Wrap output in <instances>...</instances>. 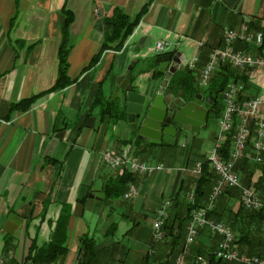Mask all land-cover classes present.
<instances>
[{"label": "crops", "instance_id": "0c3cea01", "mask_svg": "<svg viewBox=\"0 0 264 264\" xmlns=\"http://www.w3.org/2000/svg\"><path fill=\"white\" fill-rule=\"evenodd\" d=\"M147 1L0 0V228L8 215L14 213L21 218L14 232L23 225L25 238L36 236L41 244L50 238L58 215L66 211L67 240L75 232L78 240L82 235L94 238L95 229L90 235L88 226L92 223L104 226L115 207L124 204L115 199L105 203L104 196L91 191L94 185L104 193V183L116 174L103 167L101 153L104 149L124 153L130 144L127 139L136 135L126 117L114 119L112 113L102 112L104 105L94 106L98 90L104 103L112 101L116 77L125 75L132 64L129 81L132 87L138 92L157 91L162 75L156 76L158 65L150 58L155 55L157 41L173 43L175 53L186 61V53L193 51L200 74L210 50L221 44L225 27L238 30L242 23L254 20L259 24L264 19V0H151L133 35L121 49L113 48L114 42L104 38L99 13L108 17L113 7H118L132 17ZM64 6L72 13L67 74L74 81L39 96L27 109H14L12 105L16 102L46 91L55 82ZM249 27L258 29L250 23ZM141 37L145 40L140 44ZM104 43L107 47L98 61L86 68ZM197 88L194 82L195 93L199 92ZM253 89L250 85L246 87L249 92ZM120 98L118 90L114 100L117 109ZM134 144L137 146H131V150L140 156L136 154L142 147L138 139ZM142 144L149 151L161 153L155 163H164L165 169L160 175L157 172L163 170L157 171L155 178L161 175L171 178L169 198L180 187L181 175L190 190L195 175L191 171L182 174L173 165V146L145 141ZM192 162L185 160L189 166H194ZM257 175L256 171L254 178ZM135 177L140 190L149 181ZM160 198L158 204L150 206L153 213L167 197L162 194ZM79 224L82 226L77 228ZM27 245L22 246V258H17L15 252V262L24 261ZM78 246L79 243L76 253Z\"/></svg>", "mask_w": 264, "mask_h": 264}, {"label": "trees", "instance_id": "16d2710c", "mask_svg": "<svg viewBox=\"0 0 264 264\" xmlns=\"http://www.w3.org/2000/svg\"><path fill=\"white\" fill-rule=\"evenodd\" d=\"M18 0H16L17 2ZM151 0L141 8V10L134 16H129L125 14L118 7H113L112 14L105 17V22L113 28L112 35L106 40L114 42L113 48L116 50L121 49L126 39L133 32L134 28L138 25L140 18L147 9V6ZM64 14V20L61 25V40L58 49V69L57 76L54 84L46 91L32 95L29 98L22 99L12 105L14 109L24 110L29 108L34 101L41 95L48 92L59 90L67 85L71 84L74 80L70 79L67 74L68 68V29L72 21V13L65 8H62ZM14 17L11 18L13 20ZM249 23L256 28H261L264 31V27L260 26L256 21L250 20ZM105 41V42H106ZM109 46V45H108ZM106 43L102 46L101 50L95 54L86 68L93 66L99 59L102 51L106 48ZM154 60V56L150 57ZM191 70L187 72H176L173 74L168 82L167 90L176 95H182L184 97L190 98L194 92V78L191 76ZM156 76H161V74L156 71ZM235 75V71L229 69L227 66L219 68L213 73L210 82V93L217 96L226 84L230 81V78ZM236 78L237 75H235ZM244 80V79H243ZM103 98L100 95V89L94 100V106L99 103L104 105L102 112L112 113L114 119L120 117L124 118L126 116L125 109L123 108L118 113L115 110L114 100H108V103H104ZM111 115V114H110ZM253 139V134L250 135L248 144ZM140 141V140H139ZM139 144V143H138ZM228 140L226 141V146L224 150H227ZM243 160L236 166V170L243 175L244 182L247 184L251 181L252 176L257 171L258 175L254 182V186L259 194V196L264 200V155L261 163L255 164L253 168L248 167V158L243 157ZM135 175L128 171H124L120 174L115 175L113 178H109L104 186L105 196L102 198L105 203L110 199H116L121 196L129 183L135 182ZM216 181V174L212 171L209 166L207 159L202 161V167L200 174L195 179L194 187V204H190L187 199H184L179 203V194L181 193V187L175 192L171 197L173 202V210L168 215V218L163 224V229L165 231V237L168 239V251L163 259H157V264H173L175 258L179 253L183 251L185 244V234L186 225L190 217V212L193 208H204L208 204V196L211 191V187ZM186 198V192H185ZM232 198L234 199L232 202ZM237 203L236 208L233 204ZM183 210L179 213L178 208ZM185 209V212H184ZM46 211V207H43V212ZM207 217L218 221H223L229 224L236 233V244L240 252L246 255H257L264 258V238L261 233V221L264 220V208L258 211L246 209L240 201V193L237 189H223L221 194L216 198L213 207L207 210ZM68 213L61 212L55 222L54 228L51 231L50 238L42 242L37 243V238L34 236L28 246L27 253L25 255L24 261L22 263L15 262L13 259L9 264H53V262L59 257L66 254L68 251L67 246V226H68ZM134 226V225H133ZM117 229V223L111 222L105 231V236L113 235ZM130 227L128 231H130ZM3 240V254H7L9 250L14 247L13 234L10 235L4 232L2 229L0 231ZM106 247V246H105ZM103 247V248H105ZM103 248L97 249V245L93 237L88 235H82L79 239V246L77 252V263L76 264H88L92 257L98 254ZM191 252L186 256L187 264H197L195 260L196 254H200L206 257V264H225L226 262L220 258H216L212 253V247H207L205 244L197 242ZM148 256L146 255L145 264L148 263Z\"/></svg>", "mask_w": 264, "mask_h": 264}, {"label": "rangeland", "instance_id": "374dc122", "mask_svg": "<svg viewBox=\"0 0 264 264\" xmlns=\"http://www.w3.org/2000/svg\"><path fill=\"white\" fill-rule=\"evenodd\" d=\"M101 17H103L102 14H101V16L99 15L100 21H101ZM103 18H105V17H103ZM260 23L261 22H259V24ZM246 24L249 25V22L248 23L246 22ZM260 26H262V25L260 24ZM262 27H264V26H262ZM258 29H261V28H258ZM261 30L263 31V29H261ZM132 33L129 36L133 35ZM221 44H222V41H221ZM154 50H155V47H154ZM189 50L191 51V49H189ZM165 53H171L172 56H174L175 55V48L172 51H168ZM165 53H158L155 51V55H161V54H165ZM155 55H154V59H155ZM186 55H187V61L185 60L186 64L185 65L181 64V61L174 64V65H176L175 66L176 69L173 72H171L170 78L176 72H180V71L187 72V70H191L190 74L195 79L194 82L197 85V87H199V88L201 87L204 91L206 89H210V82L209 81H208L207 85L200 86L201 85L200 84V78H201L203 69H202L201 73L199 74V72L197 70L198 69V63L196 64L195 63L196 61H195L193 64V67L192 68L190 67V64L193 63V59L195 56L193 54V51H192V53L187 52ZM151 57H153V56H151ZM223 66H227L229 69L236 70L235 75H237L238 78H236L235 75H233L230 78L229 82L241 81V82H244L246 84L245 85L246 87L249 86L247 84V79L245 78L243 73H241L238 69H236L230 65H223ZM223 66L218 67V69L223 67ZM218 69H216L215 71H217ZM157 71H158V69H157ZM213 73L211 74V76L213 75ZM161 75H162V81H163L164 74H161ZM131 76H132V73H131ZM198 76H200V77H198ZM211 76H210V78H211ZM170 78L167 81V85H168ZM210 78H209V80H210ZM162 81H161V83H162ZM167 85L164 88V93L165 94H171L173 96H177L176 94L169 92L167 90ZM257 85L259 87L262 86L260 82H258ZM225 88H226V86L223 88V90ZM261 90H262V88H261ZM222 91L220 92V96H218L217 110L210 112V116H209V119L207 120V123H206V120L204 122V127L205 126L206 127L205 128L200 127V129L198 131L189 132L190 134L187 133L188 136L181 138L179 140L178 144L176 146H173L174 147L173 151H175L173 154V157H174L173 165L175 167L178 166V171L182 174L191 171L195 175L194 184L190 188V190L189 189L187 190V185H186V183H183V176L181 175L180 187L182 189H181V193L179 194V203L185 199V192H186V199L188 200V202L191 205L194 204V189L193 188L195 187V179L201 172L202 161L205 159L208 160V156H209L210 152L214 148V145H215L218 137L221 135L220 126L218 123V117H219L220 113L223 111L224 106H225ZM255 91H256L255 89L252 90V92H255ZM112 95H113V93H112ZM112 95H111V99L115 100L116 94H115L114 98H112ZM179 96L183 99V96H181V95H179ZM121 98H122V91H121ZM121 98H120V101H121ZM118 106H119V108L117 109L115 107V110L120 111L124 108L125 112H126L125 104H123L122 102H119ZM125 117L127 120V113H126ZM127 123H128V121H127ZM129 127H130V125H129ZM133 132H135L136 135L129 137L127 139L130 142V144L128 146H126L124 153H115V152H113L111 150H107V149H104L103 151H110L113 154L120 156V157L126 156V157H130L133 159L134 158H140L141 160L145 161L148 165H151L155 169L149 173H147V172L141 173V172L129 171L128 169H112V168H109L102 161V153H103V151H102V153H101V164L103 165V167L107 168L110 171L116 172V174H120L124 171H128V172L136 175L137 179H139V180L144 181L145 179L146 180L149 179V181L146 182V184L144 185V187L141 190H140V187L136 184V181L134 183H129L128 186L126 187L124 193L115 199L116 201L122 200V202H124V204H122L121 207H115V209L113 211L114 213L112 215V218H109L108 222L104 226H102V224H97V226H96V224H94V223H92L88 226L90 235L94 232V229H95V232L93 234H94V240H95L97 247L98 246L100 247L101 244L108 243V245H106L105 248H103L104 246L100 247L103 249L101 251H99L98 254L93 256L92 260L88 264H145L146 255L148 256V260H149L148 263L149 264H157V259L158 260L163 259L165 254L168 251V243H167L168 239L165 237V231L163 229V224H164L165 220L168 218V215L170 214L171 210H173L172 207H173L174 201L171 199L172 196L169 198V196L171 195V188H170L171 178L169 179V177H165L164 175H161V176H158L157 178H155L157 173H158V175L163 174L164 169H165L164 163H155L156 161H158L160 159L161 153H156L154 151H151V150L149 151V150L143 148L144 146L142 144V141H145L148 144H153V143H149L147 140L139 139L137 137V130H135ZM227 134H229L228 135L229 138H228V136H226V138L224 140V147L226 146V141L228 140V146H227V150H228L229 139H230L231 134L230 133H227ZM227 134H225V135H227ZM136 139H138V143H139L138 145L140 147L142 146L141 149L140 148L137 149V153H136V154H139L140 156L134 155L132 150H131V146H134V147L137 146L134 144V141ZM250 150L251 149L249 148V151ZM247 154H248V149H247L246 154L243 157H245ZM185 156L190 161H193L192 164H194V162H195L194 166H192L191 164L189 166L185 163V160H186ZM242 158L237 161L238 165L243 160ZM245 158H248V167L253 168L255 165L254 163H256V162H254V160L251 159L250 157H245ZM197 160H199V161H197ZM208 162H209V160H208ZM198 163H200V170L196 171V167H197ZM158 166H160L161 168L157 169ZM209 166L211 168L210 162H209ZM235 168H236V166H235ZM157 171H162V172H157ZM169 173H172V172H169ZM175 173L176 172L174 171L173 174L175 175ZM237 173L239 174V178H240L242 186H249V184L254 185V182H255L254 180L256 179V178H254V176L252 177L253 180L251 179V181L246 184L244 182L243 175L240 174L238 171H237ZM116 174H114V176ZM171 175H170V177H171ZM216 181H217V175H216ZM216 181L214 182V184L216 183ZM106 182L104 183V186H105ZM213 185H212V187H213ZM131 186H133L135 188L136 194L134 196L125 197V193L128 192V190H129V188H131ZM212 187H211V190H212ZM225 188L228 189V187H223L222 191ZM229 189H237L240 193V201H241V189L238 187L237 188H229ZM177 190H178V188H177ZM221 192H220V194H221ZM210 193H211V191H210ZM210 193H209V196H210ZM162 194H163V198H166V197L167 198L163 199V202L160 205V207H158L156 209L155 213H153V208H151L150 206L152 203L158 204V202H160V200H161L160 196ZM190 194H192V198L190 197ZM220 194H218L216 196V198ZM103 196H105L104 193H103ZM209 196H208V203H209ZM157 198H159V199H157ZM216 198L214 199L213 204H214ZM233 200L234 199L232 198L231 202ZM167 201L169 202V205L166 207V210H165V208H163V206ZM125 202L127 204L130 203L131 205H127V204H125ZM241 203H242V201H241ZM213 204L210 208L213 207ZM236 206H237V203H234L233 207L236 208ZM210 208H208V204H207V206L203 208V209H206V213L203 215H200V213H199V211L202 208H193L191 210L190 217H189V220H188L187 225H186L185 244L183 247V251L178 254V256L175 258L173 264H175L178 259H181L183 264H187L186 263V256L189 254V252H191L190 249H192V247L197 242H199L201 244H205V245H207V247L211 246L212 247V253L214 254V256L216 258H220L223 261H225L226 262L225 264H240L237 261H229L224 257H218L216 255V252L219 248V245L224 241L225 236L224 235L222 236L218 231L213 230L212 226H214L215 224L209 225L208 223H201L199 221L200 216H203V217H205V215L207 216V210H209ZM124 209H125V211H124ZM162 209H164V213L161 216V214H159V211ZM261 209H263V208H261ZM261 209H258V210H261ZM177 210H179V213H182V211H183V210H180L179 207L176 208V210L174 209V211H177ZM253 210L258 211L255 209H253ZM124 212L127 213L126 216H122V214ZM184 212H185V209H184ZM10 214H12V213H10ZM111 219L112 220L114 219L115 221L119 220L117 222V229L113 233V235L105 236L104 233H105L106 229L108 228V226L111 222ZM209 219H212V218H209ZM212 220L215 222H222L225 225L229 226L230 230L233 231V233L235 235V239H234L233 243H235L237 249L239 250V248L235 242L236 241V233H235L234 229L229 224H227L226 222L218 221L215 219H212ZM157 221H160V225L155 224V222H157ZM263 221L264 220L261 221L260 228H261V233H262L263 238H264V229L262 228V222ZM81 226L82 225L79 224L77 226V228L81 227ZM191 226L195 229V231L192 234L188 235V233L192 229ZM130 227H132V229L126 233V231ZM86 228H87V225L85 226V229ZM1 229L5 232V230L3 228H0V231H1ZM156 232H157V235L162 234V236L157 238L155 236ZM10 235H12V234H10ZM1 236L2 235H0V239H1L0 245H2V249H3V240H2ZM188 236L191 239H188V241H187ZM13 237H14V239H13L14 250L13 251L9 250L7 252V254H5V255L3 254V252L2 253L0 252L1 253L0 259L3 260L4 264H9L11 259H14L15 252H16V255L18 256L17 258H20L21 254H22L21 253L22 246L24 245V243H27L29 245L30 241H31L30 235L27 239L25 238V231H24L23 225L21 227H19L18 229H16V231L13 233ZM1 241H2V244H1ZM78 243H79V240L77 238V232H75L70 236V240H67L68 251L66 252V254H64L63 256H59L53 262V264H76L77 263L76 245H78ZM18 244H19V246H18ZM17 246H18V249H16ZM239 252H240V250H239ZM240 254L245 255L247 257L253 256V255H246L242 252H240ZM194 261L197 264H206L207 263L206 257L203 255H200V254H198V255L196 254Z\"/></svg>", "mask_w": 264, "mask_h": 264}, {"label": "built area", "instance_id": "2783aa9c", "mask_svg": "<svg viewBox=\"0 0 264 264\" xmlns=\"http://www.w3.org/2000/svg\"><path fill=\"white\" fill-rule=\"evenodd\" d=\"M261 25L264 26V19L261 20ZM202 45V43H199ZM174 49L173 43L169 41H157L155 51L165 53ZM197 57L193 59L190 67H193ZM223 65H230L238 69L245 78L247 84L253 87L256 91L249 92L246 90L244 82L231 81L222 91L224 99V109L218 117L221 135L218 137L214 148L208 156L211 168L217 175V181L213 185L208 208L213 204L214 199L223 187L240 188L241 201L246 209L258 210L264 208V200L258 195L253 184L242 186L239 174L235 170L237 161L240 160L247 152L245 157H250L254 162L261 163L264 155V33L261 29H250L249 25L243 23L238 30L232 28H224L222 33V44L213 47L208 53V59L203 69L200 84L207 85L211 74ZM261 83V87L257 83ZM262 88V90H261ZM230 133L229 148L224 151V140ZM253 134V139L248 144L249 137ZM227 134V135H225ZM229 138V136H228ZM249 148L251 149L249 151ZM102 161L112 169H128L129 171L149 173L155 168L148 165L140 158L120 157L110 151H103ZM161 168L160 166L157 169ZM200 170V163L197 164L196 171ZM135 188L131 186L125 197L134 196ZM192 198V194H190ZM169 205L167 201L163 208ZM164 209L159 211L161 216ZM200 215L206 213V209L199 211ZM201 223L215 224L213 230L218 231L224 241L219 245L216 252L218 257H224L229 261H237L240 264H264V258L257 255L247 257L240 254L237 249L234 239L235 235L230 230L229 226L222 222H215L212 219L200 216ZM160 225V221L155 222ZM188 235L192 234L195 229L191 226ZM264 229V221L262 222ZM159 238L161 235H155ZM191 239L189 236L187 238ZM0 264H4L0 259ZM175 264H183L181 259H178Z\"/></svg>", "mask_w": 264, "mask_h": 264}, {"label": "water", "instance_id": "95a60500", "mask_svg": "<svg viewBox=\"0 0 264 264\" xmlns=\"http://www.w3.org/2000/svg\"><path fill=\"white\" fill-rule=\"evenodd\" d=\"M108 10L109 8L105 9V11ZM99 15L101 16V13ZM101 23L104 38L108 39L113 33V28L105 22L103 17H101ZM144 40V37H141L138 43L141 44ZM179 61L183 65L186 64L180 53H175L174 56L171 53L155 55L154 63L158 65V72L164 74V79L155 92L148 90L138 92L133 89L129 83L132 64L128 65L125 75L116 77L112 98L118 90L122 91L120 102L126 106L127 121L132 131L137 130V137L141 140H147L153 144L176 146L181 138L187 136V132H195L200 127H204L207 114L204 106L197 105L193 101L186 102L180 96L164 93L170 74L176 69L174 64ZM177 123H187L191 126L178 127ZM91 191L103 196L99 187L93 185ZM20 222L21 218H17L12 213L8 216L3 229L6 233L13 234Z\"/></svg>", "mask_w": 264, "mask_h": 264}, {"label": "flooded vegetation", "instance_id": "af4514ba", "mask_svg": "<svg viewBox=\"0 0 264 264\" xmlns=\"http://www.w3.org/2000/svg\"><path fill=\"white\" fill-rule=\"evenodd\" d=\"M197 90L199 92H196V93L194 92L190 98L183 96V99H185L186 102L193 101L197 105L204 106L207 109V114H206V123H207V120L209 119V116H210V112L217 110L218 96H220V93L217 96H215L214 94L207 92L208 89H206L204 91L201 87L200 88L198 87ZM177 96H179V95H177ZM177 126L178 127H183V126L184 127H188V126L190 127L191 125H188L187 123H177ZM189 132H191V131H189ZM189 132H187V133H189ZM170 146H172V145H170Z\"/></svg>", "mask_w": 264, "mask_h": 264}, {"label": "bare ground", "instance_id": "6f19581e", "mask_svg": "<svg viewBox=\"0 0 264 264\" xmlns=\"http://www.w3.org/2000/svg\"><path fill=\"white\" fill-rule=\"evenodd\" d=\"M194 189V188H193Z\"/></svg>", "mask_w": 264, "mask_h": 264}]
</instances>
